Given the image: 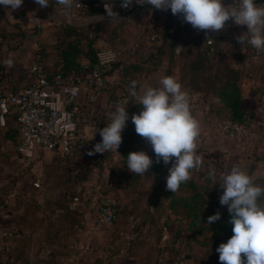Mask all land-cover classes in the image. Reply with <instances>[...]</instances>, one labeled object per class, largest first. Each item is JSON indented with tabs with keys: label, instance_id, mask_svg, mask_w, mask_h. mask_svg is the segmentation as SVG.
I'll return each mask as SVG.
<instances>
[{
	"label": "crops",
	"instance_id": "crops-1",
	"mask_svg": "<svg viewBox=\"0 0 264 264\" xmlns=\"http://www.w3.org/2000/svg\"><path fill=\"white\" fill-rule=\"evenodd\" d=\"M105 1L106 8L118 14L115 18L108 16L106 8L103 12L88 14L72 6L66 9L71 16L68 21L65 14L58 13L65 8L57 0H49V6L44 8L34 0H24L15 11L2 6L22 15L23 20L0 15V91L20 89L32 78L29 69L38 59L48 73L57 70V47L63 39L60 27L64 23L89 27L88 35L94 38L96 50L114 51L115 62L104 71L101 86L87 85L86 79L96 67L87 57L73 61L80 92L78 130L85 139L106 126L117 102L125 104L132 98L139 103L138 97L130 94L133 81L137 83V93L142 94L144 86L158 87L164 76H174L182 87L190 75L193 79L203 77V66H195L205 49L199 35L202 30L195 33L191 24L175 30L171 9H136L128 13L119 7L120 1ZM229 2L225 0V4ZM132 4L139 5L135 0ZM95 6L98 2L88 3L87 7ZM50 15L55 16L44 19L39 28L38 24L27 20ZM97 22L103 30L92 34ZM222 32L229 39L243 33L239 28H226ZM85 34L69 39L80 38L81 48H84ZM152 35L156 40H151ZM189 35L199 40L200 47L181 49L178 46ZM218 49L220 56L231 61L238 71L243 105L251 112L248 138L241 143L227 137V152H237L241 145L245 155L242 164L249 167V175L258 176L264 172V53L254 60L240 55L237 46L229 42L220 44ZM191 100L197 112H207L209 103L213 102L204 92L193 94ZM18 139L17 121L15 115L10 114L7 125L0 126V264H172L166 250L148 256L140 244L146 237L144 227L134 231L135 221L126 215L117 216V205L124 204V191L122 184L113 183L112 179L117 173L121 176V170L127 167V159L118 150L109 152L98 165L105 190L116 201V220L107 229L95 219L96 208L89 194L95 179L88 152L66 159L50 150L38 149L35 157L25 163L16 149ZM151 150L150 145L149 156ZM34 183H38V187ZM160 246L165 248V243Z\"/></svg>",
	"mask_w": 264,
	"mask_h": 264
},
{
	"label": "clouds",
	"instance_id": "clouds-1",
	"mask_svg": "<svg viewBox=\"0 0 264 264\" xmlns=\"http://www.w3.org/2000/svg\"><path fill=\"white\" fill-rule=\"evenodd\" d=\"M23 2L0 0V6L15 11ZM34 2L41 8L49 6V0ZM57 3L65 9L73 6V0H57ZM132 3L133 0H122L121 6L127 8ZM135 3L150 4L164 11L170 8L173 15H182L185 22L202 31L218 33L232 20L237 26L247 27L246 32L236 37L242 49L249 45L264 52V3L257 4L254 0H230L227 4L225 0H135ZM106 11L111 18L118 15L113 9L106 8ZM158 83V87L144 86L142 94H138L137 83L132 82L130 94L138 97V104L143 107L138 114L131 116V120L136 133L151 144L155 162H163L165 166L171 164L167 168L166 190L175 193L192 178L193 171L203 165L204 157L198 152L201 123L193 114L190 94L177 78L164 76ZM128 119L126 107L117 102L106 126L98 130L101 141L88 155L117 152ZM152 163L143 150L127 156V169L140 177ZM209 177L213 186L218 184L223 189L219 203L227 207L231 217L228 223L233 231L227 243H221L216 249L219 261L221 264H264V187L257 185L247 170L239 165L221 173L218 180L214 169L209 171ZM220 217L221 213L217 211L208 217L207 224L211 225Z\"/></svg>",
	"mask_w": 264,
	"mask_h": 264
},
{
	"label": "rangeland",
	"instance_id": "rangeland-1",
	"mask_svg": "<svg viewBox=\"0 0 264 264\" xmlns=\"http://www.w3.org/2000/svg\"><path fill=\"white\" fill-rule=\"evenodd\" d=\"M189 25L187 23L184 28ZM226 28L227 30L239 28L243 32L247 29L246 26H237L229 21ZM189 29L191 28L189 27ZM228 42L231 43V39L222 42L221 45H227ZM178 46H181V49L184 46L191 49L193 46L200 47V42L197 38L189 35L188 39L179 43ZM221 57L223 61L226 60L223 56H219L212 58L207 65L202 64L203 77L193 79V75H190L191 78H188L187 84L183 87L190 94L193 114L201 123L198 152L204 157L202 167L199 170H194L192 178L186 184H182L175 193L166 190L167 170L163 172L162 176L156 178V182L155 174L151 168L145 172L143 177L138 176V180L136 179L137 175L131 173L127 167L121 170V176L118 173L116 175V184L121 183V188L124 191L122 198L124 204L117 205V216L118 214L126 215L128 219L135 221L134 231L140 226L144 227L146 237L140 244L148 256L166 250L172 264H221L216 249L223 240L221 237H213V232L207 224V213L211 209V205L219 203L223 189L218 184L213 186L209 171L214 169L218 180L221 173L229 172L234 165L249 170V167L242 164L245 155L241 145H239V151L228 153V138L224 137L216 128L218 121L229 118L228 108L221 96L224 90V79L229 74L222 68L223 64L219 60ZM195 82L201 83L194 84ZM231 88L226 87V90L230 91ZM197 92L202 94L204 92L205 95L212 98L213 102L209 103L207 112L195 111L191 99ZM121 106L126 107L129 115L126 127L130 132V136H128L129 153L143 150L148 154L151 144L136 133L131 120V116L134 113L138 114L143 106L134 102L132 98ZM252 178L257 185L264 187V172L258 176H252ZM195 195L196 197L192 201L199 203L200 207L197 223L192 222L189 209L182 206L181 202H177V199L181 197L189 198ZM223 210H227V207L222 206L218 209L219 212ZM161 243H165V248L160 246ZM242 258L246 259L244 254H242Z\"/></svg>",
	"mask_w": 264,
	"mask_h": 264
},
{
	"label": "built area",
	"instance_id": "built-area-1",
	"mask_svg": "<svg viewBox=\"0 0 264 264\" xmlns=\"http://www.w3.org/2000/svg\"><path fill=\"white\" fill-rule=\"evenodd\" d=\"M128 13L136 10L131 4L124 8ZM88 6L86 0H73V7L82 9ZM107 7L106 4L103 8ZM187 24L182 15H174L173 26L183 27ZM39 28L40 25L38 24ZM247 29L244 31L246 32ZM198 33L199 30H196ZM240 35V34H239ZM234 35L233 41H236ZM230 38V39H232ZM151 40H156L152 35ZM211 39H206V44H211ZM238 53L256 60L264 52H258L249 45L238 44ZM116 54L111 49H103L97 52L98 64L86 82L90 87L103 84V73L110 69L115 62ZM101 68V69H99ZM29 72L32 78L17 91H0V126L7 125V117L14 114L17 121L18 144L17 152L25 163H29L38 149L50 150L63 158L69 159L85 155L93 149L101 138L96 134L89 138H83L79 134L77 116L80 112L77 98L79 86L75 76H64L60 71L49 74L40 60L32 63ZM216 128L226 137L244 142L249 136V128L242 123L231 119H224L216 123ZM102 155L96 153L89 160L95 183L89 190L92 205L96 208L95 219L98 225L111 228L116 220V201L105 190L102 176L99 170V162ZM116 178L112 179L115 183ZM38 187V183H34Z\"/></svg>",
	"mask_w": 264,
	"mask_h": 264
},
{
	"label": "trees",
	"instance_id": "trees-1",
	"mask_svg": "<svg viewBox=\"0 0 264 264\" xmlns=\"http://www.w3.org/2000/svg\"><path fill=\"white\" fill-rule=\"evenodd\" d=\"M120 0H108V2L118 3ZM88 3L92 2H98V6L95 7H87L83 8L80 11H83V13L93 14V13H99L103 12V5L106 2L105 0H86ZM170 10V8L168 9ZM172 13V12H171ZM174 21V18H173ZM183 27L176 26L175 30H178ZM61 44L57 47V65L58 68L54 72L60 71L64 76H76L77 69L73 67V61L81 56H85L89 59L90 63L94 66L98 64L97 59V52L98 50L95 49L93 40L94 38H89V27H75L70 24L64 23L61 27ZM103 27L100 25V22L95 23V28L92 31V34L97 33L98 31H102ZM86 33V34H85ZM85 34L86 36V45L84 48H81V39L76 37L75 39H69L71 36H78V35ZM207 35L203 38V35ZM200 37H202L204 41L205 49L203 51V56L198 57L196 60V64L202 66L204 62L209 63L210 60L214 57L220 56V50L219 45L224 41H229V38L226 34H224L222 31L218 33L214 32H208V31H201ZM206 39H211V44H206ZM234 45L238 47V43L236 41H231ZM39 57L41 58V52H37ZM211 58V59H209ZM220 62H222V68L229 74L227 78L224 79V90L221 93L223 102L228 108L229 111V119L236 121L238 123L245 124L247 127H249L250 122V115L251 112L246 109L243 105L240 87L238 85L239 80V73L236 69L233 67V63L229 60H222V57L219 59ZM101 69V68H99ZM49 73L50 75L53 74ZM226 87H232L230 91L226 90ZM97 135L102 139V137L97 133ZM130 132L127 131L125 128L122 132V143L120 147L117 149L121 156H124L127 159V156L129 154V147L128 142ZM109 152H105L102 155V159H105L108 157ZM150 158L153 160L152 165L150 166L151 170L154 172L155 182L157 181V177L162 176L163 172L167 170L169 165L165 166L163 162L156 163L155 162V153L153 149L150 151ZM196 197H181L177 199V202H181L182 206H186L189 209L191 219L193 223H197V217H198V211H199V203H194L192 200ZM219 207H222L219 203L216 205H211V209L207 213V216L214 215ZM221 217L218 221L212 223L209 225V229L213 232V237H221L222 243H227L228 239L231 238L233 235L232 231V225L228 223V221L231 219L230 214L228 210L220 211ZM204 218V217H203Z\"/></svg>",
	"mask_w": 264,
	"mask_h": 264
},
{
	"label": "water",
	"instance_id": "water-1",
	"mask_svg": "<svg viewBox=\"0 0 264 264\" xmlns=\"http://www.w3.org/2000/svg\"><path fill=\"white\" fill-rule=\"evenodd\" d=\"M254 2L257 3V4H262V3H264V0H254ZM136 9L138 11H141L143 9L158 10L153 5H150V4L137 5ZM58 13L65 14L66 17H67V20L70 21L71 16L66 11V9H60V10H58ZM0 15L5 17V18H11V19H15V20H23L24 19V17L22 15H20L18 13L9 12V11L5 10L2 6H0ZM54 16L55 15H50V16L45 17V18H42V17H29V18H27V20L30 21V22H34L36 24H40L44 19L45 20H49V19L53 18ZM96 67H97V65H96Z\"/></svg>",
	"mask_w": 264,
	"mask_h": 264
}]
</instances>
